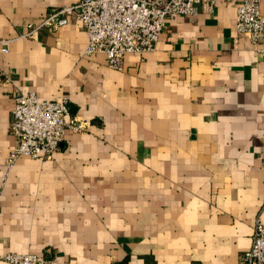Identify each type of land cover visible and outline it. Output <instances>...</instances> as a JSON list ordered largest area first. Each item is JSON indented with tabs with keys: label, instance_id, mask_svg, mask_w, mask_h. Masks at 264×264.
Instances as JSON below:
<instances>
[{
	"label": "crops",
	"instance_id": "obj_1",
	"mask_svg": "<svg viewBox=\"0 0 264 264\" xmlns=\"http://www.w3.org/2000/svg\"><path fill=\"white\" fill-rule=\"evenodd\" d=\"M76 1L0 0V264H240L264 224V56L235 6L197 4L115 70L84 55L71 17L25 35ZM18 89L66 96L87 129H66L51 159L7 164Z\"/></svg>",
	"mask_w": 264,
	"mask_h": 264
},
{
	"label": "built area",
	"instance_id": "obj_2",
	"mask_svg": "<svg viewBox=\"0 0 264 264\" xmlns=\"http://www.w3.org/2000/svg\"><path fill=\"white\" fill-rule=\"evenodd\" d=\"M235 6L234 28L245 34L264 56V13L261 0H226ZM216 0H77L52 8L38 22L29 23L25 35L44 28L56 30L67 24L69 18L86 31L84 55L100 53L108 68L121 70L126 54L151 51L168 20L196 13V5L206 3L208 8ZM7 50L6 40L0 42ZM88 122L70 113L68 98H40L34 91L18 89L11 109L9 132L14 144L7 164L18 157L51 159L64 132H82ZM9 264H55L53 258L38 257L34 253H7ZM240 264H264V224L256 220L249 247L240 256Z\"/></svg>",
	"mask_w": 264,
	"mask_h": 264
}]
</instances>
